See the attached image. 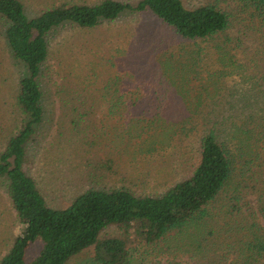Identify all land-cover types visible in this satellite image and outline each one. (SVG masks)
<instances>
[{"label":"rangeland","instance_id":"1","mask_svg":"<svg viewBox=\"0 0 264 264\" xmlns=\"http://www.w3.org/2000/svg\"><path fill=\"white\" fill-rule=\"evenodd\" d=\"M20 1L31 18L58 5H94L102 0ZM181 1L188 8L204 2ZM5 23L0 15V151L23 127L18 93L21 79L28 75L8 45ZM48 43L38 80L44 117L33 125L25 146L26 170L47 205L64 208L88 187L161 190L163 184L186 175L193 159L192 140L178 135L177 126L193 113L216 110L225 118L232 113L245 153L242 162L247 158L254 164L257 195L253 190L248 195L251 210L241 200V213L226 216L223 210L216 218L213 213L183 234L182 249L132 242L128 258L132 264H240L242 248L264 240V211L257 202L258 196L264 208L262 48L256 51L246 42L228 46L218 40H189L152 13L131 10L91 28L65 21L49 31ZM130 100L138 103V110L153 113L147 119L129 113ZM148 133L155 139L143 140ZM6 184L0 177V259L21 230ZM120 233L112 225L99 238ZM42 248L40 240L31 242L25 260L31 261ZM93 253L91 246L66 264H90Z\"/></svg>","mask_w":264,"mask_h":264},{"label":"trees","instance_id":"2","mask_svg":"<svg viewBox=\"0 0 264 264\" xmlns=\"http://www.w3.org/2000/svg\"><path fill=\"white\" fill-rule=\"evenodd\" d=\"M124 10L150 12L189 40H218L228 46L246 42L256 51L262 48L264 57V0H204L193 8L181 0H139L136 4L102 0L94 5H58L31 18L20 0H0L8 45L28 70L18 93L23 127L0 151V177L7 181L6 193L21 228L0 264H66L91 246L94 253L90 264H132L128 258L132 242L161 245L171 251L182 249L183 234L190 233L206 217L214 213L216 218L223 210L226 216L241 213L237 203L241 200L247 201L246 209L252 208L248 195L256 192L254 164L247 158L242 162L245 153L232 113L225 118L216 110L193 113L177 126L178 135L191 138L195 147L190 169L180 180L165 183L163 189L151 193H138L125 185L88 187L64 208L47 205L26 170L25 146L33 125L44 117L38 80L48 55V33L65 21L91 28L118 18ZM129 93L126 90V97ZM132 95L138 94L133 91ZM127 102L133 110L129 113H141L138 116L145 118L153 113L148 108L138 110L137 102ZM148 134L142 139H155ZM257 202L264 211L258 196ZM112 225L120 235L99 238L101 231ZM35 240H40L43 248L26 261L25 250ZM242 249L240 264H264V240L250 241ZM231 252L229 249L228 254Z\"/></svg>","mask_w":264,"mask_h":264}]
</instances>
